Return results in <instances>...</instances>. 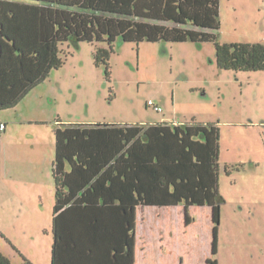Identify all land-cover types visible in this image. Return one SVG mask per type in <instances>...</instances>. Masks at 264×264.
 I'll return each mask as SVG.
<instances>
[{
	"label": "rangeland",
	"instance_id": "1",
	"mask_svg": "<svg viewBox=\"0 0 264 264\" xmlns=\"http://www.w3.org/2000/svg\"><path fill=\"white\" fill-rule=\"evenodd\" d=\"M219 14L221 28L209 31L217 42L264 44V0H219ZM98 47L108 48L65 44L64 66L15 108L0 112L9 134L0 135V252L12 264H52L55 185L49 179L47 188L40 187L51 175L48 169L42 180L30 176L38 154L32 146L46 143L51 120L84 125L173 120L220 129L225 202L218 264H264V71L221 69L213 41L118 40L108 67L96 64ZM150 101L163 112L148 107ZM189 213V227L184 213L157 222L150 217V224L139 220L140 263L146 255L148 264H206L214 238L212 210L194 206ZM158 233L167 239V255L155 260L152 256L161 251Z\"/></svg>",
	"mask_w": 264,
	"mask_h": 264
},
{
	"label": "trees",
	"instance_id": "2",
	"mask_svg": "<svg viewBox=\"0 0 264 264\" xmlns=\"http://www.w3.org/2000/svg\"><path fill=\"white\" fill-rule=\"evenodd\" d=\"M220 28L219 0H0V112L64 66L65 44H107L95 61L108 67L118 40L213 41L221 69L264 71V44H220ZM57 124L52 264H135L138 208L179 205L187 226L190 207L212 208L206 264H218L216 125ZM0 264L12 263L0 252Z\"/></svg>",
	"mask_w": 264,
	"mask_h": 264
},
{
	"label": "crops",
	"instance_id": "3",
	"mask_svg": "<svg viewBox=\"0 0 264 264\" xmlns=\"http://www.w3.org/2000/svg\"><path fill=\"white\" fill-rule=\"evenodd\" d=\"M58 120L64 125H71V124L72 125H84V124H79V123H66V122L62 121L61 118L51 120L50 122H52V125H51L50 136H48L49 138L46 140V143L44 144V143H39L38 142L39 144L34 145V147L32 146V151H34V152L36 151L38 154H35L36 160H35L34 165L31 166V171H30L31 178L33 179V176H34V178H36L37 177L36 175H41L40 179L42 180V173H44L46 169H48L49 172L51 173V175H47L45 184H44V182L42 180V184L40 185V187L44 186L45 188H47L49 179L52 181V183L54 182V180H53V165H54V162H55L56 157H57V141H56V137H55L54 132L57 129V127L59 126V124H57ZM0 124L6 125L5 135L7 137L9 135L8 134V125H7V123L3 122L2 120H0ZM151 124H162V125H168V126H172V127L173 126L184 127L185 125H191V124H194V123L182 124L180 122L172 120L170 123H168V121H161V122L150 123V125ZM86 125H96V124H86ZM106 125H111V124H106ZM147 125H149V124H146V125H139L138 124V125H135V126H144L145 127ZM220 156H221V145H220ZM53 185H54V183H53ZM220 194H221V192H220ZM223 199H224V197H223ZM224 201H225V199H224ZM54 204H55V199H54L53 205ZM191 208L192 207L189 208L188 213L190 212ZM145 209L148 211L146 214H145ZM211 210H212V208H211ZM141 211H142V215H141V218H140L139 216H140ZM176 213L179 216L182 213H184L185 216H186L185 207L179 205V206H163V207H161V206H146V207H139L138 208V210H137V239H136L137 242H136V261H135V264H148V263H146V255H145V258L143 257L141 259L142 260L141 263L139 261V258H140L138 256V254H139L138 241L140 240V238L138 239L139 220H142L143 223L150 224V222H149V218L150 217L155 219L156 222L159 221V220H162V219H164L166 217L171 220L172 219V214H176ZM221 213H222V211H221ZM149 215H151V216H149ZM189 215L192 218L190 213H189ZM185 219H186V217H185ZM172 223H175V221L172 220ZM192 223L193 222H191V224ZM212 223H213V233H214L213 210H212ZM151 225H154V224H151ZM189 226L186 225V227H189ZM162 230H163V234H164L165 231H164V229H162ZM163 234L162 233L161 234H159V233L156 234V235L159 236V239H158V242H159V245H160L159 250H161V251L158 253V256H152L153 259H155V260L156 259H159V260L160 259H165L166 255H167L166 254L167 253V251H166V249H167V247H166L167 241L166 240L167 239H166V237L163 236ZM168 236L171 239H173L176 235L168 234ZM212 249H213V243H212ZM142 252L145 254V250L144 249L141 251V253ZM163 253H164V255H163ZM210 254H211V252H210Z\"/></svg>",
	"mask_w": 264,
	"mask_h": 264
},
{
	"label": "built area",
	"instance_id": "4",
	"mask_svg": "<svg viewBox=\"0 0 264 264\" xmlns=\"http://www.w3.org/2000/svg\"><path fill=\"white\" fill-rule=\"evenodd\" d=\"M148 107H152V108H154V110H155L156 112H158V113H162V112H163L162 108L159 107V106H157V105H156L154 102H152V101H150V103H148ZM5 129H6V125H4V124H0V135H1L2 133L5 132Z\"/></svg>",
	"mask_w": 264,
	"mask_h": 264
},
{
	"label": "water",
	"instance_id": "5",
	"mask_svg": "<svg viewBox=\"0 0 264 264\" xmlns=\"http://www.w3.org/2000/svg\"><path fill=\"white\" fill-rule=\"evenodd\" d=\"M215 239V235H214V238H213V240ZM213 250V249H212Z\"/></svg>",
	"mask_w": 264,
	"mask_h": 264
}]
</instances>
